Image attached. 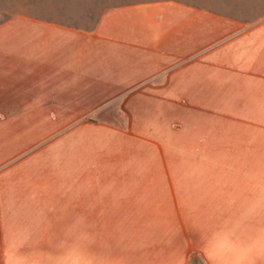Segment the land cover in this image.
<instances>
[{
	"label": "crops",
	"instance_id": "crops-1",
	"mask_svg": "<svg viewBox=\"0 0 264 264\" xmlns=\"http://www.w3.org/2000/svg\"><path fill=\"white\" fill-rule=\"evenodd\" d=\"M261 190L264 0L0 22V264H264L205 225L264 223Z\"/></svg>",
	"mask_w": 264,
	"mask_h": 264
},
{
	"label": "rangeland",
	"instance_id": "rangeland-1",
	"mask_svg": "<svg viewBox=\"0 0 264 264\" xmlns=\"http://www.w3.org/2000/svg\"><path fill=\"white\" fill-rule=\"evenodd\" d=\"M150 1L154 0H0V22L15 14H21L90 29L104 12L112 8ZM97 119L120 122L122 114L114 106L94 117L95 121ZM190 162L195 163L190 158L179 159V164L182 166L189 165ZM198 164H221V159H210L209 161L198 159ZM229 176L241 177L244 175ZM245 177H249L251 180L252 175ZM261 196H264V190H261ZM225 212L227 211L215 212L212 217L220 218ZM205 225L213 235H221L214 239L218 240L215 242L219 246L227 247L230 251L237 250L242 256L247 254L250 257H260L264 260L263 222L208 221ZM257 252L262 254L259 255ZM192 264H200L198 258L193 259Z\"/></svg>",
	"mask_w": 264,
	"mask_h": 264
}]
</instances>
